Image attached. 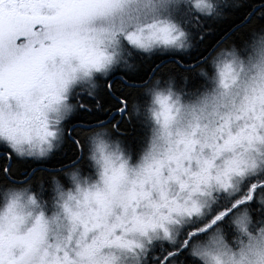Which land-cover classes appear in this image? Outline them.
I'll use <instances>...</instances> for the list:
<instances>
[{
    "label": "clouds",
    "instance_id": "clouds-1",
    "mask_svg": "<svg viewBox=\"0 0 264 264\" xmlns=\"http://www.w3.org/2000/svg\"><path fill=\"white\" fill-rule=\"evenodd\" d=\"M246 3L0 0L5 157L47 160L78 142L75 159L35 177L0 165V264H175L184 250L195 264H264V24L217 42L195 87L175 65L134 81L123 116L146 129L138 151L119 121L67 127L106 110L101 88L139 71L137 55L188 54L192 29Z\"/></svg>",
    "mask_w": 264,
    "mask_h": 264
},
{
    "label": "trees",
    "instance_id": "trees-1",
    "mask_svg": "<svg viewBox=\"0 0 264 264\" xmlns=\"http://www.w3.org/2000/svg\"><path fill=\"white\" fill-rule=\"evenodd\" d=\"M225 11L228 14L227 19H208L205 20L203 28L192 29L195 47L190 53L184 55L179 53L161 55L157 53L150 59L141 58L137 55V62L141 65L139 71L121 72L117 70L109 77L113 85V91L109 92L105 86L101 88L99 97L103 102V108L106 110L94 112L82 110L67 122V127L75 131V129L80 128L82 125L91 124L96 120H106L109 123L119 121L118 127L124 132L123 139L126 144L134 151H138L143 143L146 129L135 119L129 122L124 119L123 115L115 112V108L118 105V96L127 94L129 102L134 98L132 93H126L127 85L124 84V79L126 78L129 81L135 82L143 81L148 78L149 73H160L161 69L169 65H175L171 71L176 73L178 81L181 80L184 73H188L190 78L188 86L195 87L199 85L202 81L196 74L195 68L200 66L199 62H202V58L213 50L217 42L234 40L237 43H242L243 40L247 38V29L249 25H252L253 21L264 24V16L258 17L257 15L258 13L264 12V0H247V3L243 7L228 8ZM179 18L182 20L185 19V13L182 12ZM205 29H212V31L203 35L201 39V34ZM136 91L138 93L139 90ZM137 98L141 100L144 99L143 96H138ZM87 102L91 104L96 103L94 99H88ZM7 151L4 145H0V165L6 160L4 153ZM77 154L74 140L69 136L67 137L64 149L54 154L52 158L41 161H20L14 158L13 164L17 166L18 174L27 176L31 173L32 176L35 177L46 169L59 168L68 161L75 159ZM225 227L227 228V224H225ZM156 251H160L159 247H157ZM181 252L182 255L180 256L179 264H181V261H184V264H195L191 257L187 256L186 250Z\"/></svg>",
    "mask_w": 264,
    "mask_h": 264
},
{
    "label": "snow or ice",
    "instance_id": "snow-or-ice-1",
    "mask_svg": "<svg viewBox=\"0 0 264 264\" xmlns=\"http://www.w3.org/2000/svg\"><path fill=\"white\" fill-rule=\"evenodd\" d=\"M124 84L127 85L126 93H131V91H129V89H131L132 91L138 90L136 88V85H135L134 81H129L127 79H124ZM105 88L109 92H112L113 91V85H112V83H106L105 84ZM117 100H118V105L115 108V112L116 113H119L120 115H123L124 112L126 111V108H127L128 103H129L128 95L126 94L124 96H118L117 97ZM74 143L76 145L78 142L77 141H74ZM6 159L12 160V162H13V158L11 156L7 157ZM0 171H3V169L0 168ZM255 187H256V185H253L252 186L253 189H255ZM219 219H221V217H219V216L216 217V220H219ZM216 220H213L212 223H215ZM169 255L175 261V264H179V259H180V256L182 255V252L181 251H177V252H174V253H170Z\"/></svg>",
    "mask_w": 264,
    "mask_h": 264
}]
</instances>
